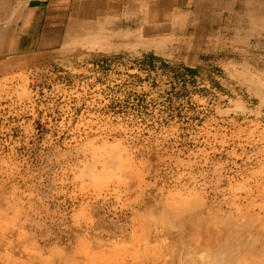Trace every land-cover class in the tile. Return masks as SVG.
Returning a JSON list of instances; mask_svg holds the SVG:
<instances>
[{
	"label": "rangeland",
	"instance_id": "374dc122",
	"mask_svg": "<svg viewBox=\"0 0 264 264\" xmlns=\"http://www.w3.org/2000/svg\"><path fill=\"white\" fill-rule=\"evenodd\" d=\"M198 14L164 39L0 59L8 240L42 260L151 264L205 237L198 259L246 264L254 250L264 264V0H200Z\"/></svg>",
	"mask_w": 264,
	"mask_h": 264
},
{
	"label": "crops",
	"instance_id": "0c3cea01",
	"mask_svg": "<svg viewBox=\"0 0 264 264\" xmlns=\"http://www.w3.org/2000/svg\"><path fill=\"white\" fill-rule=\"evenodd\" d=\"M199 6L200 0H0V59L149 30L164 39L169 25L188 32Z\"/></svg>",
	"mask_w": 264,
	"mask_h": 264
},
{
	"label": "bare ground",
	"instance_id": "6f19581e",
	"mask_svg": "<svg viewBox=\"0 0 264 264\" xmlns=\"http://www.w3.org/2000/svg\"><path fill=\"white\" fill-rule=\"evenodd\" d=\"M196 225L199 226L200 230L202 226H204V228L202 227L203 230L206 229L204 223L203 225H201L200 221H196ZM7 231L8 230L0 226V264H100V259L102 256L100 253L96 254L93 252H80V250L72 251V249L70 248V252L67 253L68 257L66 256L65 259L61 257L59 258L57 257L58 255L55 254L48 260H42L37 257L39 255L36 254V252L42 253L46 249L44 250L43 248L38 247L36 244H34L35 246H31L32 243L29 244L27 242V239H24L23 242H20L18 240L10 241L6 238ZM203 239L204 240L200 239L195 242H190L188 243V246L178 247V245L176 247L173 246L172 249L158 248L156 250H153L156 253V256H150L152 258L151 264H215V262L213 261H203L201 259H198V252L204 250V247L207 246L204 242L206 238L203 237ZM176 248L179 249L176 250ZM250 253H254V250L246 252V264H263V262L260 261V259L262 258L251 260L249 257ZM118 254V256H124L128 254L132 255L133 252H128V250H121L118 252ZM199 254H203V252L201 251L199 252ZM108 256L115 255L109 254ZM129 261L131 262H127V264H138L135 260Z\"/></svg>",
	"mask_w": 264,
	"mask_h": 264
}]
</instances>
